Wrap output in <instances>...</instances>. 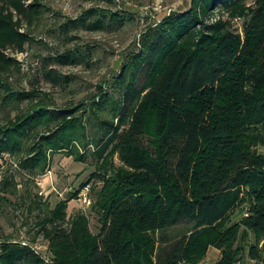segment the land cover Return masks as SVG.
<instances>
[{
  "label": "trees",
  "instance_id": "obj_1",
  "mask_svg": "<svg viewBox=\"0 0 264 264\" xmlns=\"http://www.w3.org/2000/svg\"><path fill=\"white\" fill-rule=\"evenodd\" d=\"M45 1L0 0V76L33 40L30 29ZM105 16L91 8L61 28L107 29ZM234 19L243 20L239 30ZM110 20L123 24L112 14ZM80 56L67 51L52 58L76 64ZM1 88L3 101L34 97L0 80ZM110 88L100 85L88 105L71 111L48 109L38 99L0 124V159L16 158L19 171L44 174L52 152L76 162L92 156L87 184H99L91 204L97 233L83 212L67 219L69 199L52 208L38 203L37 234L50 261L29 243L5 239L0 264H200L209 248L220 252L214 264H235L248 236V256L260 261L264 0H191L186 10L170 11L140 35ZM13 180H3L0 191L13 195ZM182 221L190 229L157 262V247L167 241L162 233Z\"/></svg>",
  "mask_w": 264,
  "mask_h": 264
},
{
  "label": "rangeland",
  "instance_id": "obj_2",
  "mask_svg": "<svg viewBox=\"0 0 264 264\" xmlns=\"http://www.w3.org/2000/svg\"><path fill=\"white\" fill-rule=\"evenodd\" d=\"M190 1L46 0L40 17L30 29L33 40L25 46L24 52L14 55L18 64L0 76L2 84L8 85L12 92L34 94V97L20 101L9 95L3 101L4 88H1L0 124L27 111L32 106L31 102L38 99L44 100L48 109L71 111L81 104L88 105L100 85L103 89H111L113 76L119 70L120 63L125 60L130 50L136 49L138 39L145 29L158 23L170 11L186 10ZM91 8L98 12L100 8L105 10L107 29L90 31L74 26L67 32L63 31L62 25L81 18ZM111 14L122 20L123 24L118 26L115 20H110ZM242 21L234 19L233 28L239 30ZM67 51L82 53L84 60L81 61V56L76 64H60L53 60L52 57ZM94 128L95 121L92 120L87 124L89 135ZM259 151L263 154L264 148H259ZM93 170L92 156L85 162H76L63 152H52L45 173L31 178L18 170L16 158L4 155L0 159V187L3 180L13 178L15 193L9 195L0 191V242L8 239L29 243L42 258L50 261L47 242L37 234L36 224L40 209L37 206L38 203H46L52 208L61 199H69L67 219L77 212H83L89 219L91 231L97 233L98 216L93 212L91 204L93 191L99 184H87ZM83 184L89 188L91 202L88 206H85L78 194L76 198L73 196L76 191H80ZM30 205L32 213L28 212ZM238 218L239 213L235 212L232 222ZM189 229V222L182 221L164 231L162 235L167 241L158 245L155 260L161 261L169 249V243ZM32 239L34 242H31ZM251 242V236L241 242L242 250L235 264H264V251L260 261L248 256ZM214 253L215 251L213 254H206L200 264H214L218 258Z\"/></svg>",
  "mask_w": 264,
  "mask_h": 264
},
{
  "label": "built area",
  "instance_id": "obj_3",
  "mask_svg": "<svg viewBox=\"0 0 264 264\" xmlns=\"http://www.w3.org/2000/svg\"><path fill=\"white\" fill-rule=\"evenodd\" d=\"M263 157H264V153H263ZM78 197L81 199V201L85 204V206L90 204V198H89V188L88 186H84L80 189V191L78 192Z\"/></svg>",
  "mask_w": 264,
  "mask_h": 264
},
{
  "label": "crops",
  "instance_id": "obj_4",
  "mask_svg": "<svg viewBox=\"0 0 264 264\" xmlns=\"http://www.w3.org/2000/svg\"><path fill=\"white\" fill-rule=\"evenodd\" d=\"M213 251H215V253H214L215 256H216V257H217V256L219 257V253H220V252H219V250H217V249H215V248H209L208 251H207V254H208V253L213 254Z\"/></svg>",
  "mask_w": 264,
  "mask_h": 264
}]
</instances>
